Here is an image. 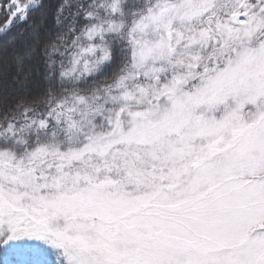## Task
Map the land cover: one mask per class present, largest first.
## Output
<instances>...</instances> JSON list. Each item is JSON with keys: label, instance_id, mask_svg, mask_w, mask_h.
Here are the masks:
<instances>
[{"label": "snow or ice", "instance_id": "snow-or-ice-1", "mask_svg": "<svg viewBox=\"0 0 264 264\" xmlns=\"http://www.w3.org/2000/svg\"><path fill=\"white\" fill-rule=\"evenodd\" d=\"M0 264H264V0H0Z\"/></svg>", "mask_w": 264, "mask_h": 264}]
</instances>
